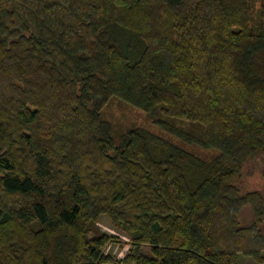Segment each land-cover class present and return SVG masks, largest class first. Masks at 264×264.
<instances>
[{
    "label": "trees",
    "instance_id": "1",
    "mask_svg": "<svg viewBox=\"0 0 264 264\" xmlns=\"http://www.w3.org/2000/svg\"><path fill=\"white\" fill-rule=\"evenodd\" d=\"M113 101L163 133L120 129ZM256 166L264 0H0V264L263 262Z\"/></svg>",
    "mask_w": 264,
    "mask_h": 264
},
{
    "label": "rangeland",
    "instance_id": "2",
    "mask_svg": "<svg viewBox=\"0 0 264 264\" xmlns=\"http://www.w3.org/2000/svg\"><path fill=\"white\" fill-rule=\"evenodd\" d=\"M104 114L106 115V118L111 120L120 129H127L131 126H144L154 130L157 133H163L158 127H154V125H152V122L144 111L127 103H119L117 101H113L109 106H107ZM171 139L173 141H176V143L178 144H184V142L175 137H171ZM198 152L203 156H207V153L212 151L199 150ZM244 172V187H246L247 189H264V180L260 175L258 166L254 168L248 167ZM249 211V207L246 206L243 212L240 214L239 218L242 224H247L252 221V215ZM98 224L100 230L108 233L109 235H112L115 239L107 243V245L104 247L105 252L111 254L115 259L120 258L124 254H126L128 249L131 247L129 243V235L121 228L114 227L108 215H102L99 219ZM262 226L264 227V223ZM142 249L145 253H150L149 245H143ZM239 264H264V261L258 262L256 260H253V258L249 256L240 255Z\"/></svg>",
    "mask_w": 264,
    "mask_h": 264
},
{
    "label": "built area",
    "instance_id": "3",
    "mask_svg": "<svg viewBox=\"0 0 264 264\" xmlns=\"http://www.w3.org/2000/svg\"><path fill=\"white\" fill-rule=\"evenodd\" d=\"M107 264H118V263H107ZM121 264H132V263H121Z\"/></svg>",
    "mask_w": 264,
    "mask_h": 264
}]
</instances>
